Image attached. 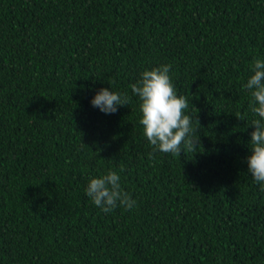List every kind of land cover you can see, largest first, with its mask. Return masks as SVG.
<instances>
[{
    "label": "trees",
    "instance_id": "obj_1",
    "mask_svg": "<svg viewBox=\"0 0 264 264\" xmlns=\"http://www.w3.org/2000/svg\"><path fill=\"white\" fill-rule=\"evenodd\" d=\"M257 58L264 0H0V264H264L244 87ZM165 64L196 153L143 135L131 85ZM101 88L128 105L94 108ZM109 170L134 209L86 195Z\"/></svg>",
    "mask_w": 264,
    "mask_h": 264
},
{
    "label": "clouds",
    "instance_id": "obj_2",
    "mask_svg": "<svg viewBox=\"0 0 264 264\" xmlns=\"http://www.w3.org/2000/svg\"><path fill=\"white\" fill-rule=\"evenodd\" d=\"M170 69V64L146 69L131 85L133 95L139 100V123L143 126V135L153 147V153L158 151L173 156L186 151L196 153L201 144L197 129L193 127V117L186 114L190 111V103L186 96L177 94ZM252 71L254 74L244 85L250 92L249 109L255 117L251 121L254 130L250 133L247 165L254 182L264 190V59H255ZM128 102L126 94L121 95L109 88H101L90 101L94 108L105 114L116 113L118 106L128 105ZM191 109L198 110L192 104ZM196 122L199 124L197 119ZM85 192L92 203L106 214L117 207L132 210L137 206V201L122 188L121 176L113 170L90 178Z\"/></svg>",
    "mask_w": 264,
    "mask_h": 264
}]
</instances>
